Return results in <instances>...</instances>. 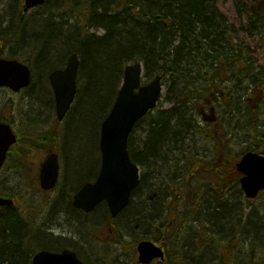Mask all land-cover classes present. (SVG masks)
<instances>
[{
  "label": "trees",
  "instance_id": "trees-1",
  "mask_svg": "<svg viewBox=\"0 0 264 264\" xmlns=\"http://www.w3.org/2000/svg\"><path fill=\"white\" fill-rule=\"evenodd\" d=\"M54 1L65 18H60L57 13L53 14L47 9L41 17L48 20L46 25L51 28L56 24L61 25L65 19L66 26H60V43L65 40L68 45L64 53L75 51L81 58L75 108L81 104L92 107L104 102L103 111L106 114L122 81L125 64L136 60L143 64L144 77L151 79L161 75L163 85L168 88L166 97L172 104L167 109H153L156 110L153 116V110L148 111L146 116H149V124L143 146L147 147L149 152V149L157 144L164 147L160 162L176 165L175 175L177 171L182 172L181 177L170 181L168 190L171 195L162 207L166 219L170 215L175 216V221L172 222L174 225L177 224L178 216L183 220L180 222L183 226L178 223L181 227L177 230V237L171 240L173 242L170 243L166 239L167 254L170 255L172 250H176L177 241L188 234L194 244V253L192 252L189 264H194L199 254L195 251L197 242L199 248L216 233L215 229L210 230V221L203 213L201 205H197L205 191L201 186L209 188L206 192L222 196L221 182L227 180V177L228 180H237L239 176L235 167L236 160L220 158L231 151L229 144L221 140L227 137V132L222 131L221 139L214 136L218 129L215 125L210 129L212 122L202 118L205 109L203 106L215 102L219 106L222 113L220 117L223 119H220L218 127H222L223 120L229 118V125L234 119L233 127L246 131L241 132L242 135L249 137L247 135L252 132L255 137H264V129L258 120L261 113L264 114V111L259 112L260 103L264 102V65L256 64V59L235 37L236 27L221 14L216 5L217 0ZM52 2L53 0H45L41 6ZM2 3L4 5L0 11L4 12L3 15L0 14V39L5 40L7 46L10 45L9 57H16V54L20 53L19 48L11 43L23 34L22 29L28 25L24 23L29 18L22 9V0H0V4ZM241 8V12L247 16L246 26L249 34L259 35L264 41V16L259 14L257 9L248 8L244 4ZM100 28L103 33L91 31ZM64 32L67 35L65 39ZM68 32L72 34L69 40ZM10 38L12 40L9 41ZM20 47L26 49L25 44ZM36 48L37 46H33L30 49V58L35 55L33 50ZM36 58L34 56V60ZM60 62L50 67L54 68ZM33 63H30L31 67L35 66ZM37 80H40L42 85L39 84V88L35 90L44 92L46 87L43 81ZM250 95L258 98L255 109L248 103ZM158 128L165 130L159 141L161 134L154 133ZM196 136L214 141V150L210 157L205 158L197 154ZM186 139L191 142L192 148L188 155L185 149L183 150ZM172 143V148L166 147ZM246 149L250 150L241 149L239 157ZM141 163L144 164L143 161ZM16 167L22 169V165ZM181 183L184 186L186 184L185 188ZM182 188L184 192L180 191ZM0 195L12 197L10 193L2 191ZM70 195V192L62 193L68 212ZM213 209L217 211L215 207ZM23 210L25 207L23 209L15 203L0 206V264H31L35 248L50 246V240L37 244L38 226L31 215H26ZM183 217L190 222L185 223ZM251 218L247 216L246 223L252 221ZM134 224L140 225L137 218L132 222V226ZM157 225L162 226L159 223ZM202 229L206 230V233H202ZM238 229L235 228V231L228 235H232L230 243L226 245L228 248L233 245V236H242V229ZM169 232L176 233V229ZM256 232H244L251 236L254 242L249 243L247 257L241 258L242 264H264V252L257 254L252 250L253 246L256 250L261 246L264 248V243H259L260 239L255 237ZM154 235L157 233L154 232ZM231 255V251L219 249L216 263L226 264ZM236 257L237 254L234 258Z\"/></svg>",
  "mask_w": 264,
  "mask_h": 264
},
{
  "label": "rangeland",
  "instance_id": "rangeland-1",
  "mask_svg": "<svg viewBox=\"0 0 264 264\" xmlns=\"http://www.w3.org/2000/svg\"><path fill=\"white\" fill-rule=\"evenodd\" d=\"M243 4L248 8L257 9V12L264 16V0L216 1V5L221 14L226 16L228 21L236 27L235 37L243 43V46L245 47V49H247V52H249L252 57L256 59V64L264 65V41L259 37V35L249 34L247 29L248 27L246 26L247 16L244 12H241V5ZM2 5L4 4H0L1 9L3 7ZM53 5L57 6V2L54 0L51 4H47L44 7H35L31 8V10L26 11L25 13L27 15V18H29L27 23L28 25L26 28L22 29L23 34L19 35L20 37H17L11 43L13 44V46L19 48L20 53L16 54L17 59H20L21 61L23 60L28 65H30L31 62H34L33 64L35 66L32 65L34 69L33 80L31 78L32 82L28 87L18 92L10 91L5 87L0 88V121L5 120L9 122L13 127V130L19 137L18 144H16L10 152V155L12 154V158L9 162H5L4 166L0 169V192L2 191L3 193H10L12 197H14L15 204H19L20 207H23V209L25 207V210H23V212H26V215H31L32 219L35 220V223L37 224V226H39V228L42 227V229H44L45 226H50L54 227L55 233L64 231L69 232V230H74L77 233H82L84 235V239L86 240L84 241L85 243L82 242V240H80L76 235L75 237L69 236L70 238L57 241L55 240V238H53L52 243L54 242L53 245L58 246L59 243L65 241V243L69 244L70 247H73L72 249H77L80 258H82L83 260H90L88 255L91 253L92 249L98 247V242H100L99 239H101L98 238V236L102 235L101 231L102 229L105 230L104 228L107 227V224L99 223L97 225H93L89 221L93 218V216L97 217L103 212L98 210L96 212L97 214L88 216L86 218L88 221L86 222H84L83 217H80L76 213H73V216L71 215V218H66V215L65 220L62 219L63 224H57L56 216L58 214L56 215V210L65 205L63 201H65L66 199L63 198L62 193L64 194L70 192L72 195L73 190L76 188V186L80 184V182H82L85 177L94 174L98 168L97 153L99 151V130L103 114H105L103 111L105 104L104 102H102L100 103V105L98 104L92 107L82 104L81 106L79 105L76 108L74 106V110H72L71 108L69 110V114H67V116L63 120H57L56 113H54L55 102L50 92L51 87L49 85V80L46 78V73L47 71L49 72V69H51L50 66L55 65L56 63L60 62V60L65 58V55L68 53L64 52L67 51L68 45L66 44L65 40L60 43L62 41L60 37V26L63 25L62 27L64 28L66 26V23L61 22V25L56 24L55 27L51 28L50 25H46V21L48 20L46 18L42 19L41 17L43 13H46L51 7H53ZM45 9H47V11ZM3 12L4 11H0V14H2ZM91 31H94L97 34L103 33L102 28L91 29ZM67 34L69 35V40L72 34H70V32H68ZM65 38H67V35L64 32V39ZM10 40H12V38H10L9 41ZM24 44L26 47L25 50L20 47V45L23 46ZM8 46L5 44V40L2 41L0 39V56L9 57L10 48ZM33 46H37V48L35 49V51L33 50V52H35V55L30 58L31 54L29 53V51L31 48H33ZM34 56L37 57L35 60ZM65 61L63 62V65L66 64ZM37 79H41L43 81V84L46 87L44 92L35 90L39 88V84L42 85L41 81ZM149 79V77H145L144 83H146ZM77 85L79 86V78ZM167 89L168 88L164 86L161 99L154 109H167L172 104V102H170L166 97V95H168ZM248 98V103H250V105L254 109L255 107L257 108L256 103L258 98L255 99V97L251 95ZM263 103L264 102L260 103L261 105L259 108V112L264 111ZM75 104L76 102L74 103V105ZM199 104L201 106V102H199ZM203 107H205L204 111L206 115H208V117H206V120L215 123H211L209 125L210 129H213L214 125L218 129V131L216 130V132H214V136L216 138H220L222 135V131L225 133L227 132V137L220 139L229 144L228 146L231 151L227 154H224L220 158L227 157V159L231 158L232 160H237L239 158V154L245 148H250V150L259 152L261 154L264 153V137H255L252 132L250 135H247L249 137H246V134L242 135V133H246V131L243 129L240 130V128L238 127H233L234 119L228 125L229 118H227L225 121L223 120L222 127H218L217 125L222 118L220 117L222 113L219 109V106H217L215 102L214 104L206 105ZM156 110H153L151 112V116L156 113ZM148 119L149 116H146V118L140 120L138 125L132 131L133 133L129 138V147L132 153L139 150V148H142L145 144V137L147 135L146 130L149 124ZM258 120L262 129H264L263 113H261ZM199 124L202 126V123L200 121ZM195 140L197 141V154L205 158L210 157L213 152L212 150H214V141H207L202 139V137L197 136L195 137ZM27 142L30 143V147L31 143L34 142L33 144L35 145V147L33 148V152H31V148L27 147ZM166 147L172 148L173 143L170 146ZM184 149L187 155L192 152L191 142L188 139H186L184 142L183 150ZM51 150H56V152L58 153L60 169V176L58 179L59 183L56 188L50 189L49 191H43L39 186L38 169L42 160L45 159L44 157ZM16 158H19V160ZM16 161H20L22 169L14 167L13 164H15ZM172 168L173 166L167 164L166 162H159L158 165H156L155 172L150 173V176L146 177L147 166L144 165L143 169L140 167V170L146 177L145 182L143 183V190L145 191L148 186L151 187L150 190L148 188L146 199L144 196V199L147 203L152 204V200H156L157 197V193L152 191V187H155L156 189H158L157 191H160L161 196L158 197V199L160 200L163 199L164 193H167V195L165 194V196L167 197L166 199H168V196L171 195L170 190H168L170 183V178L168 175L170 172L172 173L173 171L177 170L176 168L174 170ZM176 173V179L182 176V172L177 171ZM233 176L234 175L232 173L231 177L233 178ZM237 182L238 179L228 180V177L227 180H223L221 182V185L223 186L221 188L223 189L222 196H228L230 199V203H232V205L235 204L237 208V214L232 213V219H227L228 221H230L231 227L236 223L238 224V219L241 222V225H243L246 223L247 216L253 217V215L255 214L258 217L264 215V190L260 192V195L258 197L251 200L246 198L245 195L241 193L239 184ZM170 186H172V184ZM204 186L205 185L201 186L203 188V191L204 189L205 191L201 194V199H199L200 202L197 203L198 206L203 203V198L207 194L205 192L209 189L206 188L207 186H205L204 188ZM184 188H182L180 191L184 192ZM219 192L220 191H218V193ZM54 202H56L57 205ZM138 202V197H134L133 203L127 211L130 212V210ZM53 205L55 207H53ZM101 208H103V206H101ZM174 221L175 216L173 217L170 215V217L167 218V222L165 223V225H169ZM182 221V218L178 216L177 223H180ZM114 222L118 227V229L116 228V230L114 228V234L115 236L116 234L118 236H121V242L118 245L128 246L136 244V242L142 237L148 238L151 235L149 231H153V229L158 226L157 221L149 225L148 228H143L142 230L139 229L138 231H136L134 225L132 226L131 224L130 228L126 225L124 217H119V219ZM188 222H190V220L185 218V223ZM180 225L183 226L181 223ZM114 226L115 225H113V227ZM225 227L226 232L229 233L230 229L228 228H230V224L225 225ZM255 230L256 228L253 224V221H250L249 223H246L244 225L242 232L245 231L249 233L250 231L255 232ZM215 232L216 233L214 234L212 233L213 237L210 239L212 241L211 246L217 249V253H219V249L222 248L232 252V257L230 256L228 258L226 264H242L241 258L247 257V248L249 247V243H251V241L254 239H252L251 236H248L246 233L242 234V236L241 234L240 236L235 235L237 238L233 236V245L232 247L228 248L226 245L230 243V238L232 235L224 236L225 232H222L221 234L219 229H216ZM202 233H206V230H203ZM159 241L162 240L158 239V242ZM37 244L41 243L37 242ZM211 246H206L203 244L196 251L197 253H199L198 259L200 258L199 260H201L203 264H211L212 262L209 261V258L211 259L212 257L209 253V250L207 252V247ZM255 248L256 247L253 246L252 250L257 254H261L264 252V248L262 246L257 250ZM182 249L184 250L183 247ZM115 251L117 252V250ZM235 254H237L238 257L234 258ZM109 257L110 260L106 262V264H120L118 260L119 256L117 257V259H115L113 257V254H110ZM90 262L91 264H94L91 260Z\"/></svg>",
  "mask_w": 264,
  "mask_h": 264
},
{
  "label": "water",
  "instance_id": "water-1",
  "mask_svg": "<svg viewBox=\"0 0 264 264\" xmlns=\"http://www.w3.org/2000/svg\"><path fill=\"white\" fill-rule=\"evenodd\" d=\"M25 10L40 5L44 0H24ZM79 57L75 52L69 54L63 69H56L48 74L54 92L55 113L58 120L68 111L77 93L76 81ZM142 64H127L123 71V80L115 96L109 113L100 127V171L95 182H85L73 195V205L83 211H91L105 201L112 215L119 213L129 202V196L139 182L136 166L128 155L127 138L139 118L155 106L159 93L163 90L161 76L142 84ZM31 71L27 64L17 59L0 57V87L6 86L18 91L31 82ZM16 137L7 123H0V167L4 162L7 148L15 143ZM39 181L43 189H50L58 176V158L50 153L42 162ZM236 170L241 174L238 180L246 197L253 199L264 189V154L256 151L245 152L236 163ZM9 197L0 196V206L10 205ZM139 260L148 262L152 257H163L160 248L148 240L138 243ZM31 264H85L75 251L64 248L62 251L42 248L31 257Z\"/></svg>",
  "mask_w": 264,
  "mask_h": 264
},
{
  "label": "flooded vegetation",
  "instance_id": "flooded-vegetation-1",
  "mask_svg": "<svg viewBox=\"0 0 264 264\" xmlns=\"http://www.w3.org/2000/svg\"><path fill=\"white\" fill-rule=\"evenodd\" d=\"M36 7H39V6H36ZM66 57H68V56L66 55ZM65 60L67 61V58L62 59V62H60L54 69H56V68H62L63 62ZM66 61H65V63H66ZM64 66L65 65H63V67ZM46 78H47V76H46ZM50 92H51V95L53 96V91H50ZM53 98H54V96H53ZM49 100H50V96H49ZM54 113H55V106H54ZM0 122H7V121H5V120L3 121L2 120ZM7 123H9V122H7ZM15 134H16V132H15ZM33 143L34 142L31 143V147H30L29 146L30 143L27 142V147L28 148H31L30 149L31 152H33V148L35 147V145ZM16 144H18V142ZM98 145H99V142H98ZM99 148L100 147L98 146V149ZM10 152H11V150L9 151V153ZM50 152H56V150H51V151H49V153ZM9 153H8V155L5 158V161L6 162H9L10 159L12 158L11 157L12 154L10 155ZM130 155L132 156L133 161L139 167V177H140V181H139V184L132 191V193L130 195V199H129L130 202L128 203V205L126 207H124L123 209L119 210V213L118 214L112 215L111 212H109L107 203L105 201H102L99 204H97L96 207L92 211H83V210H81L79 208H76L73 205L72 197H73V194H74L75 190L79 189L84 184V182H88V181L93 182V181H95V178L97 177V175H98V173L100 171V168H101L100 167V165H101V157L102 156H101V152L99 150L98 153H97V156H98L97 157V161H98L97 162V167L98 168H97V170L95 171L94 174L88 175L87 177H85L84 180L82 182H80V184L75 188V190H73V194L70 196V199H69L70 200V203H69V214H71L73 216V213H76L78 216L83 217L84 222H86V221H88L86 218L88 216H90V215L97 214L96 212L98 210L103 212L102 214H100L101 216L100 215L97 216V217L96 216H93L92 219H94V220L91 219L89 221L93 225H97L99 223L107 224V227L104 228L105 230L102 229V231H101V234L102 235H99L98 236V238H101V239H99L100 242H98V244H99L98 247L95 248V249H92L91 250V253L88 255L89 258H90V260L94 264H106V262H108L110 260V257H109L110 254H113V257L115 259H117V257L119 256V259L118 260H119V263L120 264H179V262L181 261L182 256L184 255L183 253L188 252L190 250H188V251L185 250V249L183 250L182 249L183 246L181 245V243L179 244V240H178L177 241L178 248L176 250H172V252L170 253V255L167 254L168 253L167 240H169L170 243L173 242L171 240H173L174 238L177 237V233L178 232L174 233V232H168L167 231L168 229H170V230L176 229V226H173V225H165V223L167 222V219L165 218V215H164L165 210H162V209H161V212H160V215H161L160 217L161 218L158 220L159 221V225H162V226H160L159 228L155 227L153 229V231H156L157 232V235L156 236L154 235L153 236V239L158 237V239H161L163 242L162 241H159V242L154 241L153 243L156 244L157 246H159L161 248L162 253L164 254V257L163 258H161L160 256H155V257H152V259H150L148 262H144V261L142 262V261L139 260V257L140 256H139V252H138V242L140 240H142V238H144V237L140 238L136 242V244H132V245H129V246L128 245H118L121 242V240H120L121 236H118L117 234L115 236V234H114V228H115V230H116V228L118 229V227L116 226V224H115L114 221H116L117 219H119V217H124L125 220H126V216L129 213L127 210L130 208L131 204L133 203L134 197H138L139 202H141V200L146 201L145 199L147 197V189H145V191L143 190L144 189L143 183L145 182V179L143 177L144 176V173L140 170V167L142 169L144 168V165L141 163L142 162V158L140 157V155L138 156V154H136V151L133 152V153L131 151V154ZM16 159L19 160V158H16ZM18 164L20 165V161H16V163L13 164V165H14V167H16V166H18ZM59 176H60V174H59ZM25 177H27V176H25ZM58 179H59V177H58ZM38 181H39V171H38ZM58 183H59V180H58L57 184L53 188H56V186L58 185ZM39 186H40V181H39ZM41 190H43V189H41ZM43 191H48V190H43ZM144 196H145V199H144ZM13 199H14V197H13ZM101 206H103V208H101ZM163 206H164V204H163ZM113 225H115V226L113 227ZM36 226H37V224H36ZM38 229L40 231L41 230H47V232L50 234L49 237H51L52 239L55 238L56 241L57 240H64V239L70 238L69 236H67L63 232L55 233L54 227H50V226H47L46 227L45 226V228L42 229V227L39 228V226H38ZM153 231H149V232L153 234ZM48 243H49L50 246L44 245L42 248H46V249H49L51 251H53V250L62 251V250H64V248H68V249H71V250H75V249H72L73 247H70L69 244L65 243V241L62 242V243H59L58 246L57 245H53L54 242L52 243V241H50ZM197 245L199 246V242H197ZM197 245L195 246V251L198 250V246ZM115 250H117V252ZM75 251H76L77 255L79 256V253L77 252V249ZM191 252L194 253V251H191ZM90 260L89 259H87V260L86 259H84V260L82 259V261L85 264H91Z\"/></svg>",
  "mask_w": 264,
  "mask_h": 264
},
{
  "label": "bare ground",
  "instance_id": "bare-ground-1",
  "mask_svg": "<svg viewBox=\"0 0 264 264\" xmlns=\"http://www.w3.org/2000/svg\"><path fill=\"white\" fill-rule=\"evenodd\" d=\"M22 9L24 10L23 6H22ZM48 11H50L53 14L57 13L60 18H65V15L62 12H60L59 7L56 5L51 7ZM24 12H26V11L24 10ZM27 23H28V21L24 24L27 25ZM79 70H80V68H78V76H79ZM154 133L156 135L161 134L160 137H158V141H159L161 139V136L165 133V130L158 128V130L154 131ZM163 148L164 147H160L159 144H157L156 147H151L149 149L150 152L147 150V147L144 148V146L142 148H139V150L136 151V154H138V156L140 155V157L142 158V161L144 163L143 165L147 166L146 177H149L150 173L155 172L156 165H158V163L160 162V160L162 158ZM247 151L248 150L244 151L243 153H245ZM175 166H173V168H175ZM174 173H175V171L173 173H171V172L169 173L168 176L170 178V181L174 180V178H175ZM143 177H144V179H146L145 175ZM148 188H149V190L151 189V187H149V186H148ZM148 188H147V192H148ZM157 190L158 189H156L155 187H152V191L157 193V197H156V200L154 203L152 202V204H149L146 201L141 200V202L136 203L135 206L130 210V212L126 216V220H125L126 225L129 228L131 227V224L135 218H137V220L140 224L139 226H138V224H134V228L136 231H138L139 229L142 230L143 228H148L149 225H151L153 222L154 223L157 222L161 218L160 212H161L163 204L166 200V196H165L166 193L163 194V199L160 200V199H158V197L161 196L160 191H157ZM205 193H207V194L203 198V203L201 204V208H202L203 213L206 215V218L209 219V221H210L209 227H210L211 231H214V229L215 230L219 229L221 234H222V232H225L224 236H227V235L231 234L233 231H235V228L243 229L245 224L241 225V222L238 219V224L236 223V224L232 225V227L230 224V228H228V229H230V231H229V233H227L225 230V228H226L225 225H228L229 222L226 221V219L227 218L232 219V213L237 214V208H236L235 204L232 205V203H230V199L228 196H226V197L215 196L214 194H212L210 192H205ZM149 207L151 210H149ZM213 207H215L218 212L215 211L213 209ZM56 211H57L56 215L58 214L57 216L55 215L56 220H57V224H61L62 219L65 220L66 215H67L66 218H71V214H69L66 206H64V205ZM213 213H218V214H213ZM251 220L253 221V224L255 225V228H256L255 231H257L255 237L260 239L259 243L260 242L264 243V215L257 217L254 214L253 217L251 218ZM158 223H159V221H158ZM244 232L245 231H243L242 234H244ZM250 232H252V231H250ZM63 233H65L67 236H73V237H75V235H76V236H78V238L80 240H82V242L86 241L84 239V235L80 232L77 233L74 230H69V232L64 231ZM36 235H38V239L36 240L38 243L47 242L49 240L52 241V238L49 237L50 234L47 232V230H41V231L38 230V231H36ZM43 237L46 239L43 240L42 239ZM211 242H212L211 240L210 241L208 240L203 244L206 246H208V245L211 246V244H212ZM179 243H181V245L183 246V248L185 250H187V251L190 250L188 252L183 253L184 255L182 256L179 264H189V261L193 255V253L191 251H194V244H193V242H191L190 236L188 234L186 236H183L181 238V240L179 241ZM207 248H208L207 252L209 250V253L212 256L211 259L209 258V261L210 262L212 261L211 264H217L216 261L219 257L218 253H217V249L213 248L212 246L207 247ZM199 259L197 256V260L195 261L194 264H203L202 261Z\"/></svg>",
  "mask_w": 264,
  "mask_h": 264
}]
</instances>
